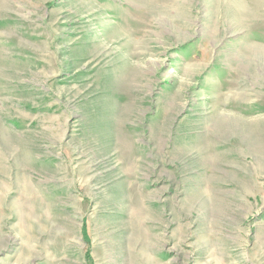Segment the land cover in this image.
<instances>
[{
    "label": "rangeland",
    "instance_id": "374dc122",
    "mask_svg": "<svg viewBox=\"0 0 264 264\" xmlns=\"http://www.w3.org/2000/svg\"><path fill=\"white\" fill-rule=\"evenodd\" d=\"M0 264H264V0H0Z\"/></svg>",
    "mask_w": 264,
    "mask_h": 264
}]
</instances>
